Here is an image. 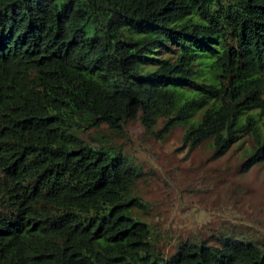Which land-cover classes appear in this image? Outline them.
Wrapping results in <instances>:
<instances>
[{"label":"trees","instance_id":"obj_1","mask_svg":"<svg viewBox=\"0 0 264 264\" xmlns=\"http://www.w3.org/2000/svg\"><path fill=\"white\" fill-rule=\"evenodd\" d=\"M133 119L263 159L264 0H0V264H264L224 233L160 254L114 140Z\"/></svg>","mask_w":264,"mask_h":264},{"label":"rangeland","instance_id":"obj_2","mask_svg":"<svg viewBox=\"0 0 264 264\" xmlns=\"http://www.w3.org/2000/svg\"><path fill=\"white\" fill-rule=\"evenodd\" d=\"M125 130V137L114 140L137 167L131 191L145 204L139 213L162 256L184 240L217 242L222 233L264 241V158L241 167L246 135L213 155L207 140L193 148L176 147L182 125L163 139L137 119L127 121Z\"/></svg>","mask_w":264,"mask_h":264}]
</instances>
